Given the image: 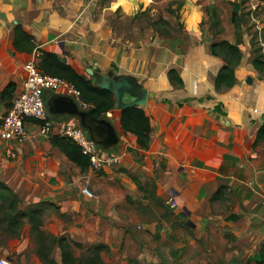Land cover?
I'll list each match as a JSON object with an SVG mask.
<instances>
[{"label":"crops","instance_id":"crops-1","mask_svg":"<svg viewBox=\"0 0 264 264\" xmlns=\"http://www.w3.org/2000/svg\"><path fill=\"white\" fill-rule=\"evenodd\" d=\"M134 1L136 7L147 4L0 0V132L25 77L24 63L41 50L89 78L86 68L92 67L105 75H133L147 88L142 108L151 126L147 147L139 148L112 119L119 108L107 111L120 139L112 150L120 162L101 170L67 156L56 128L65 117L52 119L49 137H0V182L16 196L18 209L38 212L42 233L32 231L26 217L16 235L0 230L10 241L0 243V256L35 240V254L25 264H46L39 249L60 263L58 238L64 237L75 256L103 244L106 264H264V142L252 146L264 116V76H257L251 56L235 66L230 88L216 90L224 61L211 53L210 43H234V27V40L188 42L180 33L166 38L153 29L135 39L123 27ZM16 25L32 36V52L14 48ZM169 69L182 85L172 83ZM39 124L26 120L25 128L33 133Z\"/></svg>","mask_w":264,"mask_h":264},{"label":"trees","instance_id":"trees-1","mask_svg":"<svg viewBox=\"0 0 264 264\" xmlns=\"http://www.w3.org/2000/svg\"><path fill=\"white\" fill-rule=\"evenodd\" d=\"M203 0H192L194 3H200ZM232 5L230 13V21L234 27L235 42L231 43L226 39L212 40L210 43V51L212 54L221 56L224 64L220 68L215 77L214 86L216 90L230 88L236 81L234 68L242 60V51L239 44L242 43L238 33H245L242 22L244 21L243 14L240 12L241 0H225ZM250 44L254 47V38L256 33L248 34ZM239 38V39H238ZM13 46L15 49L30 53L34 50L35 44L32 41V36L27 33L20 25L14 28ZM254 47L251 49L252 58L251 64L254 70L261 76L264 70L263 55L256 52ZM254 54V55H253ZM38 68L42 72L52 75H59L73 83L81 93V97L88 106V111L92 116H104L107 111H114L116 102L113 93L104 88H100L93 84L91 78L79 73L69 63L63 61L59 56L47 50H41L37 59ZM168 75L173 84L182 85L183 81L175 69H169ZM118 130L124 134H131L134 138L135 146L146 148L150 137V118L146 115L142 107L130 106L124 109H119L113 115ZM65 138V137H64ZM64 149L67 156L78 165L87 166L88 159L83 155L79 147L65 138ZM264 142V116L256 131V136L252 142V146ZM17 198L10 189L0 182V230L11 232L16 235V231L22 226L23 218L26 217L32 223V231L41 234L39 225L41 220L38 219V212L33 208L20 210L17 207ZM58 244L61 251L60 263H57L52 257L48 256V252L43 249L38 250V256L46 264H106L101 257V251L105 248L103 244H96L86 248L80 255L75 256L72 252L71 243L64 237L58 238Z\"/></svg>","mask_w":264,"mask_h":264},{"label":"rangeland","instance_id":"rangeland-1","mask_svg":"<svg viewBox=\"0 0 264 264\" xmlns=\"http://www.w3.org/2000/svg\"><path fill=\"white\" fill-rule=\"evenodd\" d=\"M145 1L147 4H141L137 7L134 1V6L130 11H133L135 7L136 10L130 15L131 18L126 17V21L123 23V27L129 28L126 29V34H131L132 38L136 39L142 35V32L147 36L153 29L154 32L158 31L160 35L166 38L180 33L184 37V40L188 42L198 41L200 37H203V39H208V37L220 39V37H224L234 40L233 25L229 18L232 5L225 0H203L202 4H200L201 6L193 4L188 0ZM240 12H242L244 18L242 26L244 27V31H246L243 34L241 30L240 33L237 30V35L240 36V39H238L242 41L240 43L242 60H245L247 63L250 62V57L252 56L251 49L254 47H260L256 49V52L261 53L264 59V0H241ZM176 24L180 26L179 29L170 32V27H177ZM187 25L197 27V32H186V30L188 31ZM182 28L185 30L182 31ZM251 33L257 34L253 42L254 47L250 44L248 35ZM255 71L250 74L256 75ZM261 76H264V70ZM6 234L0 235V243L2 245H7L10 242L9 239H6L8 235ZM33 242L34 245L26 242L25 248L21 251L13 248L7 256L2 255L0 257H7L14 264L30 262L36 248L35 240Z\"/></svg>","mask_w":264,"mask_h":264},{"label":"built area","instance_id":"built-area-1","mask_svg":"<svg viewBox=\"0 0 264 264\" xmlns=\"http://www.w3.org/2000/svg\"><path fill=\"white\" fill-rule=\"evenodd\" d=\"M38 55L39 53L35 52L24 63L25 77L10 107L2 116L0 137L5 140L16 138L19 141H25L39 136L49 137L54 128V122L49 118L44 105L45 90L71 95L80 102L82 108L87 109L89 106L84 100H79L80 90L73 83L62 76L42 72L37 65ZM26 120H35L40 123L36 132L30 133L26 130ZM56 128L60 136L79 147L92 169L101 170L120 162L118 154L96 149L76 119L63 122ZM9 154H12L11 151ZM0 264L14 263L6 257H0Z\"/></svg>","mask_w":264,"mask_h":264},{"label":"water","instance_id":"water-1","mask_svg":"<svg viewBox=\"0 0 264 264\" xmlns=\"http://www.w3.org/2000/svg\"><path fill=\"white\" fill-rule=\"evenodd\" d=\"M86 72L92 78L94 85L113 93L117 108L143 107L146 104L147 88L133 75L127 73L105 75L95 67L86 68ZM246 82L252 83L250 76H247ZM79 100L83 98L80 97ZM43 101L51 120L58 117L78 120L80 127L86 132L96 149L112 152L120 146L114 124L105 116H92L88 109L80 107L78 100L71 95L45 90Z\"/></svg>","mask_w":264,"mask_h":264}]
</instances>
